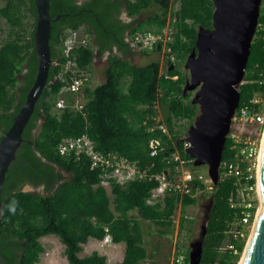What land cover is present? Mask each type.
I'll use <instances>...</instances> for the list:
<instances>
[{"label":"trees","instance_id":"1","mask_svg":"<svg viewBox=\"0 0 264 264\" xmlns=\"http://www.w3.org/2000/svg\"><path fill=\"white\" fill-rule=\"evenodd\" d=\"M175 3L178 7L171 11ZM148 9H153V13L145 19H133ZM169 10L171 15H175L172 23L175 32L168 43L175 55L174 69L168 70L170 65L161 69L158 58L142 66L131 63L129 58L133 49L126 40L127 36L135 32H159L166 25ZM122 12L131 20H121ZM212 13V0H50L49 47L50 58L55 64L49 68L47 85L23 129L22 141L4 180L0 264H36L44 251L40 239L51 234L64 245L68 264H106V256L97 250L86 256L79 255L82 245L90 238L102 240L106 235L110 236L113 244L124 243L123 257L115 264H143L148 254L141 221L151 222L161 234L173 232L171 215L179 203L176 194L166 195L162 205H149L146 199L157 182L146 179L113 185L111 200L104 189L92 187L99 181V173L89 168L86 158L62 157L56 148L63 138L86 133L94 141L96 149L118 153L141 165L153 163L151 172H158L166 170V166L158 157L149 155L148 142L151 138H159L167 149L175 145L181 156L189 159L180 141L187 126L181 135L180 129L174 130L173 121L186 120L189 124L198 113L197 106L191 104V93L182 94L186 76L183 62L194 47L198 27H212ZM0 20L8 26L0 38L1 138L12 124L36 74L33 0H5L0 5ZM79 27L90 36V43L75 50L77 65L87 67L91 72L95 56L103 57L108 52L104 81L93 89L89 84L84 87L86 102L82 112L65 109L57 118L53 106L63 84L58 79L64 61L62 32L66 28ZM114 50L118 54H114ZM139 53L156 54L155 50ZM238 90L240 97L235 120L243 107L251 113L262 111L264 0L243 83ZM255 97L260 98V102H254ZM162 103L170 106L168 121L160 122L169 127V136L153 128L159 116L156 106ZM237 147L228 135L221 160H235ZM63 173L70 174V177L65 180ZM247 183L253 184L254 179ZM205 184L193 181L194 187L202 191V196L212 200L199 264H237L249 233L247 226L243 238L228 239L229 223L241 218V211H245L243 207L231 206L230 202L236 196L238 178H223L210 192L204 190ZM24 185L43 186L48 194L23 192ZM200 197L184 196L180 202L177 236L179 241L185 239L178 246L183 247L185 262H188L187 240L191 238L195 224L194 218L184 217L185 209L196 204ZM255 209V205L247 209L250 212L249 225ZM227 241L232 244V249L221 250Z\"/></svg>","mask_w":264,"mask_h":264},{"label":"water","instance_id":"2","mask_svg":"<svg viewBox=\"0 0 264 264\" xmlns=\"http://www.w3.org/2000/svg\"><path fill=\"white\" fill-rule=\"evenodd\" d=\"M261 1L212 0V27H198L194 47L183 62L188 76L185 78L182 94L185 96L192 92L191 104H197L200 111L187 129L185 140L190 143V147L186 149V153L192 159L194 167L206 166L213 185L219 182L222 151L238 108V88L245 76ZM33 2L36 13L33 43L37 68L24 102L13 117L9 129L0 138V226L1 194L6 173L22 141L23 129L47 85L48 71L52 64L49 47L52 20L49 14L50 0ZM167 69L173 70L174 65ZM161 116L164 121H168L170 106L167 103L161 104ZM21 191L34 192L25 188ZM258 191L261 209L257 217L255 215L241 264H264V136L258 165ZM211 206L212 200L209 201L204 220L199 226L198 236L189 242L188 264H199Z\"/></svg>","mask_w":264,"mask_h":264},{"label":"built area","instance_id":"3","mask_svg":"<svg viewBox=\"0 0 264 264\" xmlns=\"http://www.w3.org/2000/svg\"><path fill=\"white\" fill-rule=\"evenodd\" d=\"M178 4L175 3L171 11H175ZM175 15H171L170 10L167 15V22L164 28L159 32L144 31L135 32L127 36L126 40L132 49H137L139 52L154 51L157 53V58L160 62L161 69H165L167 65H173L175 55L168 46L173 39L172 35L175 30L173 21ZM90 43V36L83 31L81 27L72 29L66 28L62 32L61 48L62 56L64 58L61 64V71L58 74V79L63 83L56 94L53 112L57 118L65 109L73 112H82L85 106L86 98L84 94V87L89 84L91 72L87 67H79L75 58V50L86 47ZM52 64L55 62L52 61ZM173 78H176L173 77ZM254 102H260V98L255 97ZM159 116L156 118L154 129H158L164 135H170L169 127L160 123L164 121L161 116V106L157 105ZM242 121L243 123H255L261 127L264 124V113L254 112L251 113L246 107L240 109V113L235 120ZM184 123V124H183ZM231 123V125H232ZM174 130L179 129L180 126H187L186 120H174ZM188 129V126H187ZM186 129V132H187ZM230 127L229 134L237 147V155L233 161H220L219 164V181L227 177L238 178V188L236 190L235 198H231V206L243 207L241 211L242 217L234 219L229 223L227 230L228 239L239 240L245 236V229L249 228L250 209L256 203L255 199L257 193V168H258V154L257 150V136H238L232 133ZM260 131V129H259ZM186 133L181 137L182 149L186 153V149L190 147V143L185 140ZM57 153L62 157H74L79 159L84 157L88 160L89 168L99 173V181L92 185L93 188H102L108 196L112 195L113 185H126L135 181H143L146 179H153L157 185L152 188L146 199L147 204L156 205L163 204V199L166 195L176 194L179 198L177 209L171 215L174 224V232L176 233L175 242L172 247L170 256V264H188L185 262V257L182 253L183 247L178 248L179 242L185 239H177L178 223L180 220L181 199L184 196L199 197L202 191L194 187L193 181H203L205 184L204 190L207 192L212 191L213 185L209 179L207 172L201 173L196 171L192 165V159L182 157L180 150L175 145L167 149L162 144L159 138H151L148 142V153L151 157H158V160L166 166V170L153 171V163L151 165H141L137 161L131 160L123 155L115 152H102L95 147L94 141L86 134L75 137H65L57 145ZM187 154V153H186ZM245 166V169L242 167ZM205 174V175H204ZM254 179L253 184H248L247 181ZM244 180V181H243ZM259 200V199H258ZM179 213L177 214V210ZM256 211V209H255ZM255 214V213H254ZM187 218V215H184ZM254 217V216H253ZM253 219V218H252ZM252 222V221H251ZM250 222V224H251ZM102 243L111 242L110 236L106 235ZM189 245V243H188ZM221 250L232 249V244L227 241Z\"/></svg>","mask_w":264,"mask_h":264},{"label":"rangeland","instance_id":"4","mask_svg":"<svg viewBox=\"0 0 264 264\" xmlns=\"http://www.w3.org/2000/svg\"><path fill=\"white\" fill-rule=\"evenodd\" d=\"M5 0H0V5L3 4ZM262 4V1H261ZM153 13V9H148L142 12L141 14L137 15L133 19L136 20H142L145 19L148 15ZM125 19H127V16L125 13L122 15ZM8 26L0 20V29H3V32L0 30V38H2L5 35V31L7 30ZM114 54H118L116 50L113 52ZM157 53L154 55H141L137 49H133V55L129 58L131 63L135 65H146L154 58L157 59ZM107 54L105 53L103 57H96L94 58V62L91 66V78L89 82V86L93 89L97 85L101 84L104 81V69L107 65ZM184 69V68H183ZM264 101V100H263ZM262 112L264 113V108L262 109ZM184 124V123H183ZM232 133L234 135L238 136H257V150H260L261 140L264 136V124L258 126L255 123L249 122V123H243L242 121H235L231 125ZM179 131L181 132V135L184 134V131L186 129V126L179 127ZM260 129V131H259ZM196 169V171L204 173L206 172L205 166H197L193 167ZM205 175V174H204ZM64 179H68L70 177V174L63 173ZM22 188L33 190L34 192L40 193L42 195H47L48 192H45L43 189V186L39 187H32L30 185H24ZM201 197L197 200L196 204L190 205L185 209V213L188 217L195 219L194 224V232L189 239L187 240V244L192 240L195 239L198 236L199 233V226L202 224L205 216V211L208 206V203L210 201L209 197H204L202 194H200ZM199 195V196H200ZM109 198L112 200V195L109 196ZM255 203H256V211L254 214V217L252 219V222L249 226V233L245 240L243 251L240 255V258L237 262V264L240 263L244 251L246 249V245L248 243L249 237L252 232L253 223L255 215L257 217L259 209H260V202L258 198V194L256 195ZM259 206V207H258ZM111 208H113V204L111 205ZM258 209V210H257ZM257 212V214H256ZM179 213V209L176 212ZM133 215H136V212H132ZM141 226L143 230V238H144V245L147 250V258L143 261V264H170V256L172 253V247L174 242L176 241V233L173 231L171 233H159V228L155 225H153L149 221H141ZM178 239V238H177ZM41 244L44 247L43 253L40 254V258L36 264H68L65 255H64V245L61 243L59 238L56 235H47L43 236L40 239ZM83 250L79 254L81 257L89 255L93 250H97L100 254H103L107 258L106 264H115L116 262L120 261L123 256V250H124V243L119 244H113L112 242L102 243L100 240H95L93 238L89 239V241L82 245ZM189 248V247H188Z\"/></svg>","mask_w":264,"mask_h":264},{"label":"flooded vegetation","instance_id":"5","mask_svg":"<svg viewBox=\"0 0 264 264\" xmlns=\"http://www.w3.org/2000/svg\"><path fill=\"white\" fill-rule=\"evenodd\" d=\"M125 12H122L121 14H120V19L121 20H123V21H125V22H128V21H130L131 19L130 18H128L127 17V19H125L122 15L124 14ZM125 15H126V13H125ZM106 54L108 55V52H106ZM93 62H94V60H93ZM185 71H186V76H185V78L188 76V71L185 69ZM191 93V97H192V95H193V93L192 92H190ZM192 105H196L197 106V109H198V113H197V115L194 117V119L199 115V113H200V111H199V108H198V105L197 104H192ZM194 119H193V121H194ZM193 121L192 122H190L189 124H187V126L189 127L192 123H193ZM229 134V133H228ZM228 136V135H227ZM204 166V165H203ZM206 167V166H205Z\"/></svg>","mask_w":264,"mask_h":264},{"label":"bare ground","instance_id":"6","mask_svg":"<svg viewBox=\"0 0 264 264\" xmlns=\"http://www.w3.org/2000/svg\"><path fill=\"white\" fill-rule=\"evenodd\" d=\"M264 134V133H263ZM262 141H263V137H262V140H261V145H260V151H261V146H262ZM260 151H259V154H258V159H259V157H260ZM259 161V160H258ZM258 165H259V163H258ZM256 186H257V193H258V198H259V191H258V168H257V183H256ZM259 202H260V198H259ZM259 207V206H258ZM260 209H261V205H260ZM260 209H259V211H260ZM258 210V209H257ZM259 213V212H258ZM245 252V251H244ZM243 258V257H242ZM241 261H242V259H241ZM241 261H240V263L239 264H241Z\"/></svg>","mask_w":264,"mask_h":264},{"label":"crops","instance_id":"7","mask_svg":"<svg viewBox=\"0 0 264 264\" xmlns=\"http://www.w3.org/2000/svg\"><path fill=\"white\" fill-rule=\"evenodd\" d=\"M91 239V238H90ZM96 240V239H95ZM89 241V240H88ZM100 241V240H99ZM124 251V250H123ZM123 257V256H122ZM122 259V258H121ZM121 261V260H120ZM119 262V261H118ZM117 263V262H116Z\"/></svg>","mask_w":264,"mask_h":264}]
</instances>
